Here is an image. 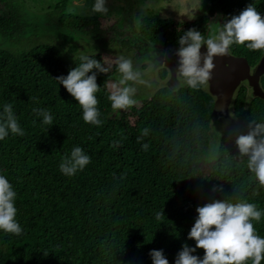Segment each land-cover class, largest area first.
Wrapping results in <instances>:
<instances>
[{
	"label": "trees",
	"instance_id": "16d2710c",
	"mask_svg": "<svg viewBox=\"0 0 264 264\" xmlns=\"http://www.w3.org/2000/svg\"><path fill=\"white\" fill-rule=\"evenodd\" d=\"M1 1L7 9L0 13V40L14 46H0V115L11 104L24 135L9 133L0 140V175L17 194L16 220L22 228L19 235L0 230V264H152V249H162L174 264L184 244L195 247L188 233L198 206L244 199L264 213V187L236 144L250 125L264 123V100L245 102L246 87L240 86L232 103L235 126L213 142V102L203 88L158 89L137 107L111 115L106 74L97 72L102 123H85L81 106L55 77L80 63L81 55H63L61 39L74 31L102 36L98 19L67 13L68 0H57L49 13L55 20L44 23L26 16L20 0ZM249 4L264 16V0H201L195 18L148 15L137 33L153 48L180 46L188 29L207 38L212 16L219 17L221 28ZM127 23L129 32L114 26L108 40L130 47L136 30L131 16ZM229 50L250 65L264 51L246 44ZM82 55L103 64L99 53ZM260 85L264 89V75ZM34 109L47 110L53 125H45ZM144 128L148 134L138 140ZM211 146L214 159L202 173L194 165ZM75 147L90 156V163L69 177L59 165ZM157 213H163L160 219ZM253 224L264 237V215ZM193 254L202 258L204 251Z\"/></svg>",
	"mask_w": 264,
	"mask_h": 264
},
{
	"label": "clouds",
	"instance_id": "9594fccd",
	"mask_svg": "<svg viewBox=\"0 0 264 264\" xmlns=\"http://www.w3.org/2000/svg\"><path fill=\"white\" fill-rule=\"evenodd\" d=\"M91 10L99 14H107L109 11L106 0H94ZM195 10L184 11L181 15H188L189 19H193ZM178 43V76L189 88L200 89L211 78L213 58L227 55L232 45L246 44L250 50H264V16L249 4L238 15L226 20L221 28L213 27L207 38L201 31L190 28L179 37ZM202 45H206L207 49L203 54ZM115 63L119 79L108 85V100L114 111H126L137 105L135 85H146L147 81L141 78L139 71L134 70L131 59L121 56ZM108 71L109 68L104 67L100 60L81 55L78 66L71 68L66 76L55 77L81 106L85 123H102L97 108L99 101L96 93L100 90L97 72ZM34 111L42 116L45 125H53V117L47 110ZM9 133L24 135L12 105L5 104L3 114L0 115V140ZM147 134L148 129H142L138 140ZM236 144L240 154L247 156L248 170L254 174L259 186L264 187V123H257L254 128L250 125V131L239 135ZM143 148L147 150L148 144H143ZM89 163L90 156L81 147H75L69 156L62 159L59 167L64 175L71 177ZM16 195L8 179L0 175V230L19 235L22 228L16 220ZM196 212L198 215L188 233V238L195 240V247L184 244L177 253L174 264H261L264 260V237L257 234L253 221L259 222L264 213L254 203L244 199H217L198 206ZM162 214L157 213V219ZM197 248L203 249L202 258L193 254ZM149 256L152 264H169L162 249L150 250Z\"/></svg>",
	"mask_w": 264,
	"mask_h": 264
},
{
	"label": "rangeland",
	"instance_id": "374dc122",
	"mask_svg": "<svg viewBox=\"0 0 264 264\" xmlns=\"http://www.w3.org/2000/svg\"><path fill=\"white\" fill-rule=\"evenodd\" d=\"M20 2L26 16L33 19L34 17H38L44 21V23H51L55 20L54 15L49 13L57 0H20ZM200 2L201 0H106V7L109 11L107 14H99L93 13L91 10L94 0H68L64 8L65 12L81 17L95 16L98 19V28L103 34L102 36L94 38L90 35V30L86 33L80 31L70 32L69 35L60 41L61 51L63 55L67 54L71 57L91 52L99 53L102 57L104 67L109 68V71L105 73L107 88H109L108 85L117 82L119 79V73L116 70V60L121 56L126 59H131L134 70L139 71L141 73V78L147 81L146 85H135L137 89L135 95L137 105L134 107H137L142 99L153 96L158 89L166 88L173 91L176 90L177 85H180L181 82L182 86L186 85L178 76V73L176 82L171 83V78L167 77L168 68L162 63L163 60H161L160 63H155L151 59V57L156 56L157 54L165 57L166 50L165 47L153 48L147 43V41L139 39L137 30L141 20L148 18V15H156L159 17H171L179 21H188L190 20L188 15H181V13L184 11H191L195 8L196 16L199 13ZM6 9L7 7L5 3L0 0V13H4ZM69 9L72 10L69 11ZM129 16H131V20L133 21V27L136 30V34L133 33L131 36L133 41L131 46L123 49L119 48L114 41L108 40V38L112 36V28L114 26L121 28L123 31H130V26L127 23ZM218 22L219 17L217 15L210 18V25L208 27L209 33L213 27L219 28ZM43 40H45V38H40V41ZM22 44H24L23 41ZM11 45L14 46L8 41L0 40L1 47L13 48ZM71 46H73V50L69 49ZM161 71H163L162 76H160ZM168 80L170 82L165 84ZM249 98L248 88L246 87L245 102L251 100ZM121 111L124 110L114 111L112 109L111 115H117ZM212 122L213 126L211 128V134L213 142H215L224 132L233 129L235 126L234 116L231 126L224 130L218 129L215 120H212ZM214 152L215 149L211 146L207 153L195 162L194 168L202 173H207L211 168L214 159ZM163 197V195H160L157 198V201H161Z\"/></svg>",
	"mask_w": 264,
	"mask_h": 264
},
{
	"label": "water",
	"instance_id": "95a60500",
	"mask_svg": "<svg viewBox=\"0 0 264 264\" xmlns=\"http://www.w3.org/2000/svg\"><path fill=\"white\" fill-rule=\"evenodd\" d=\"M179 47L166 46L165 57L160 54L151 57L155 63H160L163 60L162 63L168 68L167 77L171 78V83H175L177 79ZM206 51V45H202L201 53H206ZM213 63L211 78L203 89L213 102L211 120L216 121L215 124L219 130H224L233 122L232 103L241 85L248 88L249 99L257 97L264 100V89L260 85V77L264 75V51L252 65L244 56L234 55L230 50L227 55L214 57ZM168 82L170 81L168 80L165 84ZM179 87H182V82L177 85L176 89Z\"/></svg>",
	"mask_w": 264,
	"mask_h": 264
},
{
	"label": "flooded vegetation",
	"instance_id": "af4514ba",
	"mask_svg": "<svg viewBox=\"0 0 264 264\" xmlns=\"http://www.w3.org/2000/svg\"><path fill=\"white\" fill-rule=\"evenodd\" d=\"M117 45V44H116ZM118 46V45H117ZM119 48H123V49H125V48H128V47H121V46H118ZM261 78V77H260Z\"/></svg>",
	"mask_w": 264,
	"mask_h": 264
}]
</instances>
